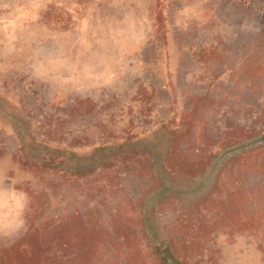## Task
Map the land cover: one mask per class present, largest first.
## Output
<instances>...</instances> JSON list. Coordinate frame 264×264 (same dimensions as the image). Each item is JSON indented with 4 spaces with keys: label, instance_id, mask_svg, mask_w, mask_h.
<instances>
[{
    "label": "rangeland",
    "instance_id": "rangeland-1",
    "mask_svg": "<svg viewBox=\"0 0 264 264\" xmlns=\"http://www.w3.org/2000/svg\"><path fill=\"white\" fill-rule=\"evenodd\" d=\"M0 264H264V0H0Z\"/></svg>",
    "mask_w": 264,
    "mask_h": 264
}]
</instances>
